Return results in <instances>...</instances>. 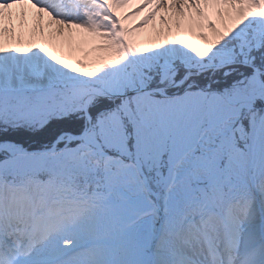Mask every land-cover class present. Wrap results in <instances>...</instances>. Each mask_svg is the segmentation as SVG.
<instances>
[{"label":"rangeland","instance_id":"obj_1","mask_svg":"<svg viewBox=\"0 0 264 264\" xmlns=\"http://www.w3.org/2000/svg\"><path fill=\"white\" fill-rule=\"evenodd\" d=\"M17 1L0 0V33L8 30L5 35L7 45L4 44L7 48L10 46V52L16 53L22 46L24 55L31 49L33 54L39 50V55L47 56L50 43H53L49 40L51 31L54 33V50L68 55L60 30L55 28L56 23L65 19L62 22L68 24L72 20L62 14L74 13L80 18L88 10L95 18L106 21V31L102 35L106 45L101 48L100 55L88 59L82 57L79 67L74 69L67 65L63 69L41 57L42 60L33 56L27 62L17 60L18 66L23 65L20 70L26 66L30 72L28 75L31 74L35 80H28L23 73L17 74L16 67H4L0 94L15 95L16 101L12 102V108H9L10 104L0 103V126L31 122L32 127L43 129L54 117L59 121L64 119L62 114L56 113L50 118L48 110L39 117L40 122L35 126L31 118L42 107L48 106L57 113L71 114L70 110L77 109L78 113L68 118L74 120V124L67 120L62 125L79 130L85 125L82 103L96 90L95 82L115 91L116 98L128 97L118 98L121 101L118 103L110 96L108 100L118 103L116 108L95 110L98 114L94 124L98 125V133L94 137H98V142L106 145L112 153L103 151L91 138L83 145L66 150L54 147L56 152L49 155L47 152L10 155L0 161L2 201H5V196L18 198L21 194L25 197L26 207L32 199H36L34 202L41 211L44 204H53L56 211L62 212L69 207L73 214L71 218L65 217V223L71 225L74 221L73 230L77 226L96 227L93 229L99 233V244L97 240L91 241L86 246L92 247L91 251L80 250L79 256L72 255L60 264H90L94 249L99 247L98 252L109 264H158L161 263L160 255L169 260L168 264H181L175 259L183 262L181 256L188 240L187 234L197 232V228L202 230L197 232L199 235L201 232L213 234L205 228L213 227L209 222L217 220L224 233L230 231L228 235H236V246L240 252H251L255 260L263 263L264 244L259 242L257 233L258 204L262 199L264 201V97H261L263 90L260 87L263 82L258 73L246 68L256 65V60L264 64V58H261L264 55V0H214L215 12L210 14L209 21H203L202 28L198 30L204 42L180 35L171 36L170 40L173 36L177 40L178 54L165 47L153 46L155 40L167 39L164 29L159 30L156 12L160 10L171 19L173 0H159L157 8L152 6V0H53L59 14L51 10L49 0H24L28 7L37 9L39 13L23 8V5L13 10ZM184 1L186 6L193 2L198 7L196 9L206 11L205 15H208L203 0ZM240 2L247 3V11L243 20L234 24L229 20V14L236 13ZM188 13L194 15L191 9ZM36 15L39 17L35 25L32 21ZM41 21L48 30H37L38 38H34L32 45V31ZM207 22L217 34L216 38L211 37V42L205 29ZM68 31H72L71 27ZM193 43L196 45L191 49ZM162 57L164 66L159 60L153 61ZM237 57L243 61L236 60ZM178 64L188 70L180 71ZM222 71L227 75L216 74ZM253 89L261 100L249 98ZM237 92L239 96H230L232 104L226 102L227 94ZM130 98L135 104L131 110L139 131L138 119L144 131L149 126L147 139L145 137L147 144L155 139L148 148L150 156H146V167L156 171L155 183L162 187L168 179L164 180L163 171L157 168L163 148L161 144L166 139L171 141L170 162L177 167L174 169V181L167 188L164 209L150 198L152 193L145 188L140 173L130 160L124 122L127 116L122 107V100ZM94 107L91 103V110ZM98 108H103V105ZM87 117L88 125H92ZM246 117L251 125L250 132L244 128ZM38 138L42 141V134ZM196 138L197 144L194 142ZM8 144L18 149L11 140ZM91 172L94 175L101 173L102 179L98 191L88 197L71 193L64 195L67 190L63 186L61 195H57L49 176L54 173L90 176ZM250 173L256 176L255 180ZM7 176L21 181L8 180ZM196 192L201 193V198L195 195ZM204 200L208 201L206 205ZM208 205L215 206L216 212H210ZM223 216L230 219L229 227L224 225ZM148 225L154 237L150 247L145 248L139 246L137 232ZM73 230L66 228L48 234L42 238L40 251H47V255L52 257L67 250ZM254 244H257L258 251Z\"/></svg>","mask_w":264,"mask_h":264},{"label":"bare ground","instance_id":"obj_2","mask_svg":"<svg viewBox=\"0 0 264 264\" xmlns=\"http://www.w3.org/2000/svg\"><path fill=\"white\" fill-rule=\"evenodd\" d=\"M26 1L18 0L15 3V7L13 8V10L20 5H23V8H27V9L31 8V7H28V4ZM49 1L50 3L48 4L51 5L50 7H51V10L54 12V14H59V9L54 6V1L53 0H49ZM203 1L206 3V10L208 12L207 16L205 15L206 11L200 12L198 9H196L198 7L194 6L193 2L189 4L190 6H186L184 4L185 2L184 0H173L174 4L172 5L173 13H172L171 19L166 18L165 13H162L160 12V10H158L156 12V16H157L156 19L158 21L159 30L164 29L167 39L155 40V42L153 43L154 44L153 46L156 48L165 47V48H168L170 51H173L174 53L178 54L180 50L178 48L177 40L174 39V37L177 35H180L182 37H189L191 40L197 39L198 42H204L205 39H202L203 37L198 34V30L202 28V25H203L202 23L204 20L209 21V18H211L210 14L214 13L215 9H214V0H203ZM151 3H152V6L154 7L156 6L157 8L160 2L159 0H152ZM237 6L238 7H237L236 13L229 14L231 15L229 17V20L233 22L234 24L243 20L244 15L246 14V11H247V7H248L247 3H241L240 5H237ZM189 9L193 11L194 15H191V13H188ZM31 10L33 12L39 13V11L35 8H31ZM10 12H8L9 13L8 15L11 14ZM73 14L72 15L62 14L63 17L65 16L68 20L69 19H72V20H69L68 24L65 22H62V21H65V19L58 20V22L56 23V27H55L57 30H60L62 44L63 46H66L65 52H67L68 55H63L62 52L57 53V51L54 50V47H55L54 41H52V38H54V35H53L54 33L51 31L48 34L50 37L49 39L50 42H53V43H50V49H49L47 56H45L42 53L41 55H39L40 52L37 49H36L37 50L36 53L33 54L32 52H30L31 51L30 48H29L30 51H28L27 54L24 55L23 52L21 51L22 46H21L20 51L16 50L17 51L16 53L10 52L11 48L10 46H8V48L6 47L7 40L5 37L6 33H8V30L1 32L0 37L3 43V47L0 48V77L2 75V72H1L2 69L4 67L10 66V67H13L14 69L16 67L15 70L17 74L18 72L20 74L23 73L26 75L25 77L28 80H35L31 77V74L28 75V73L30 72L28 71V68L26 66L22 68V70H20L19 67H22L23 65L21 66V64H19L18 66L17 64V60L27 62L33 56L35 58L41 57L42 59H45L48 63L52 62V64H57L59 67L61 66L63 69H66V65L69 66L70 69H74V67L76 68L79 67V62L81 61L82 57L83 59H88V58H94L100 55L102 51L101 48L104 45H106V43L102 40V35L106 31L105 29L107 27L106 21L104 22L103 20H99L95 18L94 14L91 13L89 10L87 11V13H84L85 14L84 16H81L80 18L75 17ZM37 17H39V15L34 16V19L32 21L33 23H35V25L38 19ZM218 21L222 22V20H219V19ZM174 24H177V26H175ZM208 24L209 22H207V24L205 25V29L207 30V37L208 39H210V42H211L212 41L211 37L213 36L216 38L217 34H216V29H214V27H210ZM70 27L72 31H68V28ZM36 28L32 31V35H33V37L31 38L32 45H34L35 43L34 38H38L37 30H45L46 32L48 30L47 27L43 25V21H41L40 24L36 26ZM19 29L20 28H18L17 30ZM164 31L162 30V32ZM172 35H175V36H173V39L170 40ZM43 39L44 37H42V43H43ZM4 43H6V45ZM73 44H75V46ZM195 45L196 43L191 44L190 45L191 49H193ZM33 49L34 47L32 48V51ZM12 51H15V50H12ZM41 58L40 60H42ZM162 59H164V57L155 59L153 61L156 62L159 60V63H161L164 66V61ZM174 60H176L175 62H177L179 59H174ZM70 62H73V63H70ZM180 63H183V62H180ZM258 72L260 71L257 70V73ZM98 95H101L103 97L105 96L104 94H101V93H99ZM92 99H93L92 96L88 97L87 99L88 103H90ZM122 107L124 111L130 112L129 101L125 100ZM137 128L139 131L138 123H137ZM4 146L5 147L7 146V148L12 151L15 150L12 147L13 144H7ZM15 195H18V194H15ZM24 199L25 197L21 194L18 198L11 197L9 195L6 197V200H5L6 210L5 211L7 213L8 219H10V221L14 225L13 229L27 230V225L30 222L29 214L32 211V209L30 206L26 207V204L24 205ZM27 210L29 212H26ZM57 213L58 211L54 209L53 214H55L56 216ZM62 215L63 213H59L56 217H53L52 219V225H54V227L57 229L58 232L66 230L67 228V225L64 224L66 218ZM33 221L36 222V225H39L38 220H33ZM7 226H9V224H7ZM213 227L215 229L213 231L215 233V238H217L220 243L219 250L218 251L213 250L210 246V243L205 242L204 235L198 236L196 231H192L191 233L187 234V239L188 238L190 239H188L187 243L184 245V248H185L184 253L186 254L185 256H187V258H191V260H195L197 257H198V260L201 258H207L206 260H202V259L199 260L198 264H209V261L211 259L215 261L220 260L219 254H222V256H224V258L226 259L227 264H260L259 262H256L252 257H250L248 254L242 257H232V256L227 257L226 256L228 255L227 248L229 245H227L225 233L223 232V229L221 228V226H219L218 220L216 222H213ZM94 235H96V232H95V229H93V227L89 226L87 228H81L80 226H77V228L71 234L72 248L90 242L89 239H86L87 237L93 236V238L96 240L98 237ZM7 240L10 242L12 241L9 238H7ZM169 258H172V257H169ZM168 261L169 260L166 257L164 258L162 255H160L159 262L161 263H158V264H168ZM226 263H223V264H226ZM90 264H109V262L105 261L104 257L96 250L95 253L92 254V260ZM186 264H189V263L187 262ZM217 264H222V262H219Z\"/></svg>","mask_w":264,"mask_h":264},{"label":"trees","instance_id":"obj_3","mask_svg":"<svg viewBox=\"0 0 264 264\" xmlns=\"http://www.w3.org/2000/svg\"><path fill=\"white\" fill-rule=\"evenodd\" d=\"M261 58H264V55H262ZM236 60L243 61L242 58H239V57H237ZM244 61H246V60H244ZM255 62L257 63L256 65H258L260 67H263L264 66L262 64V61L256 60ZM237 66H240V65H237ZM246 69L250 70L252 68L249 67V68H246ZM222 73H224V74H222ZM216 74H220L222 76H226L227 75V73L226 72H223V71L222 72H219V73L217 72ZM216 74H212V75H216ZM210 78H212V81L215 80L214 79V76H212ZM263 78H264V75H263ZM255 87H256V85H255ZM4 94H7V93L5 92V93H2V95L0 94V103L3 102V101L8 102V100H6L5 98H7L9 96H4ZM227 95H229V98L231 99L230 96L237 97L240 94L237 92L235 94H227ZM261 97H264V93H262ZM2 98H3V101H1ZM249 98L250 99L257 98L258 100H261V98L257 97V91L255 89L252 90V92L249 95ZM15 99H16V97L14 96L12 99H10V103L12 101H15ZM107 100H108L107 98L97 99L95 101V103H94V106H96V107H94V110H91L92 114L94 115L98 111H101L102 109H109V108H111V107H113L115 105V102L114 101H112V100H108L107 101ZM100 105H103V108H98ZM42 108H43L42 110H40L37 114H34L33 118H31V121H32V123L35 126L38 125L39 122H40L39 121V117L40 116H44V113L45 112L48 113V110H49L50 118H51V114H55L56 113V115L62 114V116H64V119L62 118L59 121V119L55 120L56 118L54 117L55 122H54V120L53 121H51V120L48 121V123H47L48 126H46L43 129L32 127L31 122H29V124H27V123H21V124H19V126L11 125L8 128L1 127V129H0V139H8V138H10L12 140L21 142V143H23L25 145H34V146L37 145V146H40L43 143L49 142L50 140H52L53 138H55L61 131L69 130V131L77 132V131H80L81 130L82 127L78 130L76 128H71L70 126H67L66 127L65 125H62V124H64V122H66L68 120L69 117H72V116H74L75 114L78 113V110L77 109H72V110L69 109L70 112H71V114H70L69 112H63V111H60V112L57 113L56 110L48 109V106H45V107H42ZM56 109H58V108H56ZM95 110L97 112H95ZM23 118H26V117H23ZM68 122L69 123L72 122L74 124V120H68ZM75 126H77V125L75 124ZM3 128H5V129H3ZM40 134H42V137H43V140L42 141H40L39 138H38V136ZM32 140L33 141L37 140V142L34 143ZM31 142L33 144H31Z\"/></svg>","mask_w":264,"mask_h":264}]
</instances>
